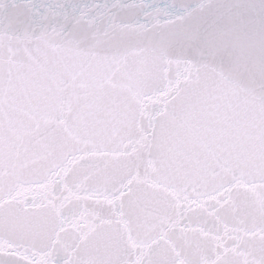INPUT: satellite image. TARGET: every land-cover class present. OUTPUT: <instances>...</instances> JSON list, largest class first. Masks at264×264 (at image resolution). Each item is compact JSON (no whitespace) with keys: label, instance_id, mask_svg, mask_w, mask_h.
<instances>
[{"label":"snow or ice","instance_id":"6c2138e0","mask_svg":"<svg viewBox=\"0 0 264 264\" xmlns=\"http://www.w3.org/2000/svg\"><path fill=\"white\" fill-rule=\"evenodd\" d=\"M0 264H264V0H0Z\"/></svg>","mask_w":264,"mask_h":264}]
</instances>
